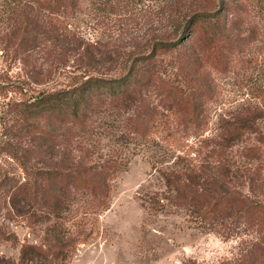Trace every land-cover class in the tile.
Segmentation results:
<instances>
[{"label":"rangeland","instance_id":"374dc122","mask_svg":"<svg viewBox=\"0 0 264 264\" xmlns=\"http://www.w3.org/2000/svg\"><path fill=\"white\" fill-rule=\"evenodd\" d=\"M11 1L0 0L2 172L21 184L26 179L21 161L34 168H65L71 166L72 158L98 165L114 157L121 162V169L109 179L107 209H91L88 192L65 181L53 182L58 198L63 199L55 209L51 207L55 211L46 205L32 207L1 192L0 229L8 237H0V258L19 262L22 251L32 248L35 251L28 250L32 253L28 256L47 264L38 248L50 253L48 260L52 258L54 264H244L245 248L258 242L259 234L243 224L200 225L191 209L176 202L162 171L180 169L185 158L203 160L218 173V160L212 158L211 150L228 143L235 170L247 173L244 138L225 142L222 137L225 125L242 116L244 106L264 107L244 87V27L264 26V0H176L186 5L194 1L223 10V18L229 16L233 25L230 42L236 47L234 62L210 72L213 96L206 105L204 125L186 127L170 115L168 123L163 120L148 138L128 124L134 106L103 107L83 128L67 124L50 127L52 133H39L25 128L10 105L63 88L86 72L119 76L127 62L124 57L150 52L154 38H174L177 24L172 22L169 8L174 0H78L65 14L51 20L38 13L36 4H28L33 19L38 15L45 23L40 20L42 24L38 23L25 50L19 35L15 37L19 19L12 11L15 8L18 13L24 3L19 6ZM190 32L179 34L183 42L191 39ZM262 49L260 38L251 53L259 55ZM177 55L161 57L176 65ZM254 72L255 85L262 79L258 70ZM148 101L151 106L160 105L158 109L163 106L154 93ZM164 109L163 114L167 113ZM248 166L254 169L251 163ZM59 192L65 195L59 197ZM56 241L67 242L60 255L57 248H50Z\"/></svg>","mask_w":264,"mask_h":264},{"label":"trees","instance_id":"16d2710c","mask_svg":"<svg viewBox=\"0 0 264 264\" xmlns=\"http://www.w3.org/2000/svg\"><path fill=\"white\" fill-rule=\"evenodd\" d=\"M17 1L12 0L9 3L19 6L24 3L18 13H15V8L12 9L19 19L15 37L19 35L20 45L24 50L32 41V33L38 23H41L38 15L33 19V13L27 9L28 4H36L38 13L46 14L47 20H51L54 16L65 14L78 3V0ZM172 2H175L169 6L172 9V22L177 24L173 39L169 35L154 38L150 52L143 51L124 57L127 62L119 76L108 77L86 72L63 88L44 91L32 101L24 98L20 103L11 104L23 126L39 133H52L50 127L57 128L67 124L71 128H83L92 121L99 109L125 105L134 106V116L128 120V124L142 138H148L151 133L158 131L163 120L164 124L168 123L169 118L166 117L170 115L186 127L198 129L204 125L206 105L213 96L210 72L214 68L234 62L236 47L230 42L233 25L230 26L229 16L223 18V10L206 8L194 1H189L187 5L177 3L176 0ZM225 7L229 8L228 5ZM41 21L45 23L44 20ZM246 24L244 19V25ZM188 31H191V39L183 42L179 34ZM260 38L263 49L255 56L251 49L258 44ZM174 52H178L176 65L161 57ZM255 70H258L262 81L254 85L252 81ZM244 87L251 91L255 99L264 103V26L254 24L244 27ZM152 93L159 96L163 105L160 109V105H150L148 97ZM164 107L167 110L165 114ZM263 110L264 107H254L252 104L244 106L242 116L228 121L225 125L223 141L244 138L246 174L235 170L234 155L229 154L228 143L211 150L212 158L218 160V173L210 170L203 160L193 162L185 158H182L180 169L162 171L169 191L174 192L176 202L191 209L200 225L225 222L234 226L243 224L259 234L258 242H251L245 248L244 264H264ZM200 153L196 155L200 156ZM117 160L112 157L96 165L72 158L71 166L65 168L50 165L34 168L21 161L26 174L25 183L17 184L12 176L2 172L0 168V193L12 199L20 198L19 201L32 207L46 205L55 209L60 205L57 202L63 199L58 198L56 184L53 182L65 181L76 188L83 187L88 192L91 209H107L109 179L121 169V162ZM250 163L254 165V169L248 166ZM242 176H245V181ZM247 182L249 186H246ZM62 194L65 195V192H59V197ZM53 202L57 205H52ZM52 209L51 211H55ZM0 237L8 236L0 229ZM59 242L56 241L50 246L51 249L57 248L58 255L67 244ZM28 250L32 253L35 251L32 248L24 249L19 262L0 258V264H42L34 262L28 256L32 255ZM36 251L44 262L54 264L52 258L48 260L50 253L38 248ZM185 264L197 263L190 261Z\"/></svg>","mask_w":264,"mask_h":264}]
</instances>
